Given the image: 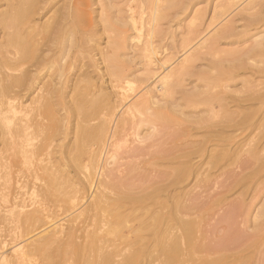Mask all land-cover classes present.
Segmentation results:
<instances>
[{
	"label": "bare ground",
	"instance_id": "obj_1",
	"mask_svg": "<svg viewBox=\"0 0 264 264\" xmlns=\"http://www.w3.org/2000/svg\"><path fill=\"white\" fill-rule=\"evenodd\" d=\"M52 1L6 0L0 18V264H264V200L218 216H250L252 232L241 225L231 232L230 223L216 234L210 224L203 228L204 202L171 187L176 169L199 168L191 156L209 151L206 137L226 135L235 154L243 131L264 134V0H204L213 31L189 37L186 55L151 82L120 52L139 41L144 26L134 5L124 19L109 11L112 0H98L97 23L82 19L89 0H66L40 24ZM136 1L150 9L140 48L163 65L169 58L156 51L158 21L194 0ZM99 31L106 46L92 54L88 43ZM220 41L235 46L217 55ZM135 82L143 91L129 102ZM199 104L207 108L195 110ZM202 113L213 118L201 124L199 141L190 123ZM254 142L246 151L264 167V146ZM229 150L218 149L216 161ZM166 162L182 167L172 173ZM249 163L244 170L254 169Z\"/></svg>",
	"mask_w": 264,
	"mask_h": 264
},
{
	"label": "rangeland",
	"instance_id": "obj_2",
	"mask_svg": "<svg viewBox=\"0 0 264 264\" xmlns=\"http://www.w3.org/2000/svg\"><path fill=\"white\" fill-rule=\"evenodd\" d=\"M65 1L66 0H64V1L63 0L52 1L51 6L45 11V12H47V11L48 12L45 13V15H42V16L40 15L37 18V20H39V23L41 22L40 24H42L43 23L42 21H44V23L46 21H51L52 18H55V15L56 16H57V14L59 15V13H61V10L63 11V8H62L63 5L64 4L66 5ZM89 2L87 1V4H86V2H84V3L82 2V5H84L83 7L81 5V8H83L85 10L84 13L86 11L88 12L86 17L85 16L84 17L87 19V17L90 18L89 16H91V18H92L91 20L93 22L100 23V20H101L100 17L102 14V11H101L102 4H100V2L98 0H89ZM61 3H62V7L60 5ZM130 3L132 5H134V7H135V13L134 14L138 15V13H141V15L143 17V21H144V23H143L144 26L142 28V32H141V35L139 37V41H137L136 39H132L131 40L132 42L129 41L130 48L128 46L125 48V50L120 51V52L127 54V57L131 61L130 62L131 66L135 70V75L140 76V77H145V76L150 77L149 82H151L152 79H154L157 75H160V74L166 72L171 67H174L175 64H177L186 55V53L184 51L187 49V47H184V44L189 37H191L194 34H197L199 32H201V35L202 34H204L205 36L210 35V33L213 31L211 29L214 28L213 25L207 26L208 21H209V13L207 11L206 2L204 0H194L193 2H191L190 5H187L184 8L173 7L171 9H168L165 12L164 17L160 21H158L157 34H156V37L154 38V40H155L154 44L156 46V51H158V57L162 58V60H164L166 57L169 58V60L165 64L162 65L159 62L149 60L147 57H145V55L143 54V52L140 48V46L142 45V42H144V40H145L147 28L149 26L147 21L149 19V15H150V9L147 7V5H143L140 7L138 1H136V0H112L111 5H109V8H110L109 11L117 12L118 15H122L125 19V16L129 12V4ZM58 6H60L59 9H55ZM60 8H62V9L60 10ZM4 9H5V11H4ZM142 9H143V11H142ZM7 10H8V6L6 5V0H0V18H1V14H3V15L6 14ZM3 12H5V13H3ZM52 12H53V14H51ZM47 15H48V18H47ZM52 15H53V17H52ZM194 16H197V17L193 18ZM84 17H82V19L87 22L88 19L85 20ZM126 19H127V17H126ZM0 27H1V25H0ZM3 33H4L3 31H1V33H0L1 34L0 45H2L4 43V39L6 38V35L4 36ZM127 34L128 35L132 34V30L130 29V27L127 29ZM93 38H94V40H91L88 43L89 45L90 44L92 45V48L93 47L96 48V50H94V48H93L92 54L96 53L98 48L99 49L105 48L107 35L105 32L103 33L101 31H99V32H97V35L94 36ZM234 46L235 45H227L225 42L220 41L219 43L214 44L213 47H214V49L216 48L215 50H218L217 52L220 51L217 55H222L223 50H229V49H231V47L233 48ZM97 57H99L98 54H96V58ZM84 61L87 62V60H83V62ZM99 61L100 60H98V69L99 70H97V73H100L102 76L99 77L98 81L100 84L106 86L107 85L106 80H107L108 76L105 74V65L103 63H99ZM85 66H86V63L84 64L83 68ZM89 69H92V67H89ZM78 71L79 70H77V72ZM77 72L74 76H77V74L80 71L78 73ZM184 78H185V80L182 81V83H184V85H185V83L187 84V81H189L190 77L185 75ZM191 79H193V77ZM137 84L138 83L135 82L134 83L135 87L133 89H128V91H127V94H128L127 100H129V102H131L135 99V97L138 95L137 94L138 92L143 91L141 89L136 88ZM143 86H141V87H143ZM151 86H152V84H151ZM156 92H158V91H156ZM204 106H206V107H204ZM206 108H207L206 104H199L196 106L195 110H197V109L203 110ZM208 116H210V115H208V113H207V115L205 113H202L203 118L198 117V118L192 119L194 121L190 123V125H191L190 131L192 134V136H190L191 138L199 139V141L204 138L203 137L204 135L202 136V134H205V133L203 132L204 128L202 127V125H204V124H205L204 126L208 125L209 122H207V119L213 118V117H208ZM200 125H201V127H200ZM195 127H197V128L194 129ZM199 127L201 129H199ZM254 131H253L254 134H251L252 132L249 133V130H247V131L245 130L239 135L240 137L236 138V145L235 146L238 147L239 149L243 148L241 153H240V156H239V153H237V152H239L238 148H236L238 150H237V152H235V154H233L234 150H232L234 147H231L232 148L231 150L228 149V148H230L231 145H230V142L227 140L228 138L226 135H224L222 138H218V139H217V137L215 139L214 136H212V137L209 136L208 138L206 137L204 140V141H206V139L210 140V141H208L209 144L207 142H205L209 148V151H206L207 154L203 153L202 155L195 154V155L191 156V158L193 156H196L195 158L194 157L192 158V163L194 162L195 165H198L199 168H197V170L196 169L191 170L192 168L191 169L188 168V169L184 170L185 173H181L180 175H178V173H176L177 169H176V172H174V171H175V168L180 167L181 165H179L178 162H174L175 165L173 163L169 162L170 163L169 167L172 166L174 168L171 170V172L172 173L174 172L176 175H178V177L176 175L173 177V175H174V173H173L172 179L175 178L174 181L173 180L171 181L170 180L171 178H169V180L171 181V184L173 185V186H171L172 189L174 188L175 190H179L182 187L183 190L190 192L189 193L190 196H192V195L197 196L199 201L204 202V207H203V203L201 205L203 207L202 208L203 209V215H204L205 219L207 218L206 219L207 222L203 228H206V226L208 224H210L213 226V229H215L214 233H216L215 231H217L216 234H221L222 232H224L228 228V224H230V223H232V225L230 224L231 227L229 229L231 232L235 228H238V227L240 228V225L242 226L241 230L243 231V229H244V233L245 232L246 233L252 232L255 228L253 226L254 222L252 220L250 221V216L246 217V216H244L245 214L242 216L243 220H241L242 218L240 216H237V218H236L237 221H234V222H233V218H231V217H233V215H230V216L227 215L228 218H227V216L224 218L221 217L222 220H220L221 218L218 217V216H220L219 214H222L226 209L233 208L232 205L234 206L237 203L238 204L244 203V204L250 205L253 202L252 206L257 204L256 205V207H257L264 200V191H263L264 190L263 189L264 188V167L261 164H260L261 165L260 166L259 163H257L258 161L250 158L248 156V152L246 151V149L247 150L249 149L248 146L250 148H253L252 144H250V143H253V141H255L254 147L257 144L264 146V144H263L264 138H261L262 136L264 137V134H260V133L258 134L257 131L256 132H254ZM245 132H246V134H245ZM248 133L250 134V136ZM255 134H258V135H255ZM253 138H255V140ZM256 138H258V140ZM211 139H213V140H211ZM222 139H224V140H222ZM238 139H239V141H238ZM225 141H227L229 144ZM216 142H219V143H216ZM200 143H204V142H200ZM214 144H216V145H214ZM219 146H221V147H219ZM1 147L2 146L0 144V148ZM213 149L217 150V152H214ZM218 149L221 152V154H222L223 150H225V151L229 150V153H230V155L228 154L229 157L227 155H226L227 157L222 155L220 157L219 161H216V158H219L218 153H220V152H218ZM236 149H235V151H236ZM243 151L246 152L245 154H247V155H245ZM210 153H214V154H211V157H209ZM236 153H237V157H235ZM214 155H216L217 157L215 156L216 157L215 158ZM230 156H231V159H230ZM246 156H248V157H246ZM260 156H261L260 158L263 159L264 153H262ZM244 157H245V159H244ZM233 158H236L237 161ZM247 158L251 162V164H253V165H251L249 163L252 166V168H254L253 170H250L251 167H249L250 165H248V164L247 165L249 168L245 167V170H244V166H246L245 163L249 162L247 160ZM109 159H110L109 161H111V158H109ZM224 159H226V160L224 161ZM232 159H233V161H231ZM243 159L246 160V162L245 161L243 162L245 165L242 163ZM211 161H212V164L214 161L213 165L211 164ZM166 163L163 165V167L167 166L169 164L168 162H166ZM221 164H223L224 166H222ZM242 164H243V168H242ZM256 165L259 167H257ZM220 166H221V168H220ZM167 167H165V168H167ZM169 167L167 169H169ZM255 170H257V171L259 170V172L255 171ZM189 172H190V174H188ZM247 172H248V174H250V173L251 174L248 175ZM245 173L247 174L248 178L250 177L249 179L247 178ZM254 174L256 176H254ZM249 180H251L253 183ZM256 180H257V182H256ZM259 186H261V187H259ZM260 188H262V189H260ZM254 189H256L255 193H254ZM89 192H91V189ZM256 193H258V194H256ZM252 194H253V196H252ZM255 194H256V196H254ZM215 199H218V200H215ZM85 200L86 199L83 200L84 204L82 205V207L86 206V204H87V201H85ZM248 215H251V214H248ZM236 219H234V220H236ZM241 221L244 223V224L242 223L243 225L240 224ZM235 222H237V223H235ZM204 223H205V221H204ZM237 224H238V226H237ZM210 225H208V226H210ZM226 225H227V227H226ZM173 264H175V263H173Z\"/></svg>",
	"mask_w": 264,
	"mask_h": 264
}]
</instances>
